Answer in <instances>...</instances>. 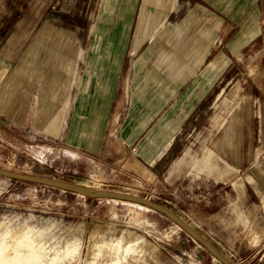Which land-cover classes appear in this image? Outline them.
I'll list each match as a JSON object with an SVG mask.
<instances>
[{
	"label": "rangeland",
	"instance_id": "1",
	"mask_svg": "<svg viewBox=\"0 0 264 264\" xmlns=\"http://www.w3.org/2000/svg\"><path fill=\"white\" fill-rule=\"evenodd\" d=\"M105 1L0 0V167L148 198L181 217L232 264H264V0L178 2L176 21L196 6L224 18L215 46L227 38L235 50L218 61L212 91L154 166L119 142L96 156L66 145V118L88 78L83 57L89 37L103 33L106 28L96 24L120 18L132 0H112L114 9L106 13ZM51 25L76 38L77 53L62 69L73 82L56 129L48 132L34 115L46 71L41 35L46 38ZM31 51L35 62L24 69ZM91 77L97 82L98 76ZM184 147L169 176L166 170ZM16 233L38 245L39 264L118 258L120 264H223L152 208L0 176V243ZM130 235L156 249L137 252L126 243ZM95 236L110 244L91 249ZM29 249L23 248L28 256Z\"/></svg>",
	"mask_w": 264,
	"mask_h": 264
},
{
	"label": "crops",
	"instance_id": "2",
	"mask_svg": "<svg viewBox=\"0 0 264 264\" xmlns=\"http://www.w3.org/2000/svg\"><path fill=\"white\" fill-rule=\"evenodd\" d=\"M173 2L161 19L153 18L156 4L133 0L120 18L96 24L106 29L89 37L83 57L88 78L83 79L82 94L66 118L67 146L96 156L119 142L138 160L153 166L172 151L186 123L216 84L218 61L235 50L227 38L215 46L220 26L221 31L226 26L224 18L220 21L209 9L196 6L176 21L172 17L180 0ZM41 37L45 45L47 40ZM33 52L24 61V69H32ZM92 75L98 76L97 82ZM72 82L73 76L62 71V80L51 84H62L67 92ZM41 93L35 120L43 85ZM51 100L56 98L51 96ZM186 147L166 170L169 176Z\"/></svg>",
	"mask_w": 264,
	"mask_h": 264
},
{
	"label": "bare ground",
	"instance_id": "3",
	"mask_svg": "<svg viewBox=\"0 0 264 264\" xmlns=\"http://www.w3.org/2000/svg\"><path fill=\"white\" fill-rule=\"evenodd\" d=\"M111 1L112 0L105 1L106 3H104V5L102 6V11H105L106 13V11H108L109 9H114ZM173 1L174 0H150V4L154 3L158 8L153 18L161 19L162 16H165L167 8H171L173 6ZM132 2L133 0L126 3L131 4ZM148 2L149 0H144L145 4H147ZM101 19H103L102 15L100 20ZM46 40L47 43L44 51V59L46 60V63L44 64V66L42 63V66L44 67V69L46 68V71L44 70L41 74L43 83V101L42 104L37 107L35 123L40 128H43L45 131L49 132L54 131L56 127V118H58L59 116V111L61 106L64 104V96L66 94L64 88L61 86L62 84L53 86L51 82H60L62 80L61 71L67 64L68 60L72 59L76 55L77 46L75 45L76 38L70 32L61 30L55 25H51L48 28L46 33ZM51 96H54L56 100L52 101ZM140 206L144 205L140 204ZM81 231H84L83 227L81 228ZM95 237L96 238L94 240L96 242H92L93 244H90L91 249L98 247L101 243L107 245L108 241L106 242L105 240L100 239L97 236ZM126 243L129 245L134 244L137 252L139 253L156 249L155 246H148L144 243H138L137 237H135V235H130L126 239ZM108 244L110 243L108 242ZM37 246L38 245L35 242L30 241L27 236H20L17 233L12 234L11 236H9L8 240L0 243V264H39V261H41V253L37 250ZM24 247L30 248L29 256L23 251ZM29 260L31 261L30 263H28ZM122 261L118 258L117 260L106 264H120Z\"/></svg>",
	"mask_w": 264,
	"mask_h": 264
},
{
	"label": "water",
	"instance_id": "4",
	"mask_svg": "<svg viewBox=\"0 0 264 264\" xmlns=\"http://www.w3.org/2000/svg\"><path fill=\"white\" fill-rule=\"evenodd\" d=\"M0 176H4L9 179H15V180L30 182L38 185L48 186L65 192H71L89 198L112 199V200L133 202L147 206L166 215L170 220H172L183 230H185L194 240L202 244L209 251V253L214 257H216L220 262H222L223 264H232L213 244L207 241L201 234H199L190 225H188L181 217L176 215L173 211L166 208L165 206L158 204L154 201H151L148 198L140 197L138 195H133L129 193L96 189L90 186H84L80 184H74V183L59 181L50 178L21 174L6 170L2 167H0Z\"/></svg>",
	"mask_w": 264,
	"mask_h": 264
}]
</instances>
